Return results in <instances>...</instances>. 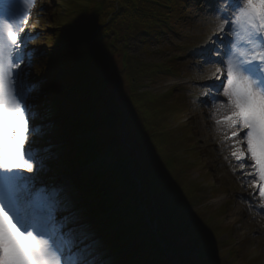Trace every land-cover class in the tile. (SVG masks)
I'll return each mask as SVG.
<instances>
[{
    "label": "rangeland",
    "instance_id": "obj_1",
    "mask_svg": "<svg viewBox=\"0 0 264 264\" xmlns=\"http://www.w3.org/2000/svg\"><path fill=\"white\" fill-rule=\"evenodd\" d=\"M67 1L71 0H35V6L28 14V23L22 26L27 34H39L38 38L28 43L26 49L27 53L28 48L31 52L35 50L36 58L30 62V68L21 64V69H18L29 73V78L39 81L45 89L63 93L66 92V88L61 87L63 80L52 77V80L47 81L46 69L51 64L48 54L55 47L52 44L55 38L52 36L58 34L57 28L60 26L67 29L63 21L72 14L70 11L73 9ZM217 7L226 9L227 4L217 5L215 0H190L181 10L182 21L174 25L176 34L160 32V37H153L147 45L138 40L126 43L122 52L126 53L128 59L150 69H157L159 74L154 77L146 74L134 81L139 95H146L139 96V99L138 96L130 95L138 103L134 113L123 97L120 98V103L123 102L120 110L115 105L110 114L105 104L89 111L84 110L83 114L95 122L93 126L97 134L86 136V141L72 149L77 150V153L84 144H96L91 149L94 150L93 156L106 155L107 160L116 163L120 176L118 180H114L110 173H100V181L92 183L88 179L89 175L82 178L88 171L79 173L78 167L71 176L47 184L49 190L58 193L63 201L74 203L75 194L85 192L79 188L89 184L88 192L94 194V198H101L100 204L109 202L106 210L117 216L115 225L122 231L119 244L111 246L113 250L131 249L127 259L114 252L118 258L110 257L111 260L107 259L103 264H125L132 263V260L137 264L143 261L149 263V260L154 264H264V208L259 204L258 190L253 195V189L249 186L250 192L246 194L247 191L234 186L232 179L236 178L240 168L229 157L233 141L227 137L231 135L232 129L224 123L218 124L217 121L222 119L212 109L222 93L223 76L221 80H214L219 65L202 64L203 57L223 59L216 50L219 48L221 53L226 50L225 47L221 48L224 40L221 42L219 39L221 20L214 14ZM176 17L179 18L178 15ZM47 32L51 33V37L45 36ZM61 39L65 41L62 36L59 41ZM87 46L90 49V43ZM89 55L94 59L96 54L90 51ZM64 56V53H57V61L64 59ZM117 57L112 60L113 66L98 63V67L102 79H115L124 88L128 80L120 71L122 58ZM125 60L127 63V58ZM91 81L95 79L87 83L78 80V83L86 86ZM115 81L111 82V86L116 88ZM73 91L68 90L69 95L73 96ZM34 95L38 113L35 123L42 131L37 144L43 139L40 142L44 143L45 147L42 148L48 154L53 140L45 137L51 127L59 128V122L65 123V117L73 112L78 115L79 111L67 107L59 116L55 113L46 118L39 109L43 94ZM114 110L118 111V117L112 120L110 116ZM55 122L58 125H53ZM143 124L147 138L136 132V127ZM86 154L87 151L78 161L91 160L86 158L90 154ZM107 160L103 157L98 162L82 166L103 165L117 172L115 164L110 166ZM42 171L49 172L50 169L45 166ZM153 174L158 183L168 188V194L164 191L161 198H158V187L152 185ZM40 177L39 174L35 185L37 188L45 185L41 183ZM102 184L105 185L104 191L95 187ZM127 187L131 189L132 199L128 192L129 198L126 204H122L119 197L128 190ZM160 191L163 192L162 187ZM169 196L174 199V207L183 206L180 219L187 227L184 236L175 235L174 232L172 235L170 229L173 228L166 222L169 218L160 220L158 216L159 212H163L161 199ZM133 201L137 213L143 215L139 217L148 218L152 224L151 229L147 227V238L143 239L141 232L136 235L126 230L129 221L121 213ZM251 203L255 208L251 207ZM71 208L69 206L68 211ZM233 215L235 220L231 221ZM73 226L79 227V224L73 223L65 227V231L73 230L74 234L86 232L78 228L76 230ZM158 231L159 240L152 241L151 235ZM107 245L110 247L109 242ZM102 257L107 256H99V259Z\"/></svg>",
    "mask_w": 264,
    "mask_h": 264
},
{
    "label": "snow or ice",
    "instance_id": "obj_2",
    "mask_svg": "<svg viewBox=\"0 0 264 264\" xmlns=\"http://www.w3.org/2000/svg\"><path fill=\"white\" fill-rule=\"evenodd\" d=\"M215 2L227 4L214 14L221 20L219 39L231 45L227 53L216 50L223 59L205 60L219 65L214 80L226 77L221 107L229 114L217 123L232 129L231 156L241 175L252 177L264 208V0ZM34 6L35 0H0V264H100L94 238L86 243L88 233L65 231L69 217L57 220L59 194L35 186L47 154L37 146L42 131L34 82L18 71L21 64L31 67L26 49L39 35L22 26Z\"/></svg>",
    "mask_w": 264,
    "mask_h": 264
},
{
    "label": "trees",
    "instance_id": "obj_3",
    "mask_svg": "<svg viewBox=\"0 0 264 264\" xmlns=\"http://www.w3.org/2000/svg\"><path fill=\"white\" fill-rule=\"evenodd\" d=\"M190 0H71L67 1V4L72 7L70 13L67 18L63 21V25L66 24V30L59 29L53 38L55 40L52 41L54 49L48 55L50 56V65L49 69H46L47 73H50L53 70H56L59 67H62L68 73L69 76L66 77L65 88L66 91L70 89H74L73 92L75 94L72 96L74 100H72L71 104L69 103V107L76 109L79 111L78 117L74 120L73 125H65L58 129L62 132H68L67 129L74 128L75 130H83L90 124H93L94 121L90 120V117L83 114L84 110H92L96 108V103L101 102L105 104L108 113L116 108L120 110V106H123V102L120 103V98L123 97L126 103H128L131 110L138 103L134 102L133 98L130 96H138V99L142 97L136 90V86L133 84L134 81L143 75H159L157 69H150L144 65H140L135 63L134 60L128 59L126 53L122 52L123 47L126 46V43L138 40L141 44L147 45L151 39H155V37H160L162 34H176L175 23L179 20L182 21L181 10L184 8L185 3ZM179 16V18L176 17ZM181 16V17H180ZM60 25V24H59ZM58 25V26H59ZM97 32L95 40H93L92 44L99 45L101 49L102 56H98L95 59H91L89 57V49L87 44L90 43L91 37L90 34ZM161 32V33H160ZM159 34V35H158ZM51 37V33L47 32L45 36ZM62 36L64 40L60 37ZM163 36V35H162ZM60 44V45H59ZM62 44H67L68 47L63 49L61 53H64V59L57 61L56 55L58 52V47ZM124 51V50H123ZM42 55V53H40ZM118 56V57H117ZM127 58V63L125 60V69L121 70L123 76L128 80L125 83V87L123 88V84L116 83V88L111 86V83L108 81L104 82L103 79L100 78V71L98 67V62H102L105 66H113L112 60L114 58ZM85 59V60H84ZM146 68V69H145ZM146 71H143V70ZM171 72V69L168 71ZM121 74V75H122ZM95 79L90 85L89 88L84 87L82 84L78 83V80L87 83L90 79ZM97 78H100L97 79ZM82 82V83H83ZM112 82V81H111ZM141 85V84H139ZM129 87V88H128ZM126 88V90H125ZM131 88V89H130ZM98 92V93H97ZM140 96V97H139ZM92 104V105H91ZM91 105V106H90ZM148 114V113H146ZM118 111L114 110L110 118L112 120L117 119ZM61 126V124H59ZM139 125L138 130L136 128V132L139 133L140 136L146 137L144 132V126ZM58 129L51 128L50 132L52 135L58 134ZM143 133V134H142ZM142 134V135H141ZM147 138V137H146ZM96 144H84L83 147L80 148V151L76 153L77 150L70 148L67 154V169L69 172L73 171L78 164L80 158H82L85 151L92 152L93 148H95ZM74 154H78L77 157L72 158ZM100 173H111L103 168L97 169L88 179L92 181V183L97 182L99 179ZM154 182L152 185L158 187L159 196L161 198L162 193L166 191L167 186L165 184L158 183L153 174ZM98 183H96L97 185ZM100 191H104L105 185L96 186ZM162 187V191L161 190ZM86 194H89L88 188L89 184L83 185L81 187ZM127 191L123 192L119 197L120 202L122 204H126L129 193L130 198L132 199L131 189L127 187ZM116 189H113V191ZM117 191V190H116ZM129 192V193H128ZM171 192V191H169ZM101 200V199H100ZM97 202L94 210H90L91 214L86 221H91V218L94 216H100L102 214L110 213L109 220L110 222H116V215H113L111 211L106 210L108 208V203L100 204ZM173 197L169 196L168 198L161 199L160 206L163 208V212H159L158 216H160V220L169 218L166 220L167 224L171 225L174 229L175 235L184 236L187 227L184 222L181 221L180 215L183 213L182 207L178 206V208L174 207ZM136 208L134 205V201L128 204V208L124 209V212L121 213L124 219H127L128 226L126 230H131L133 234L143 233V239L147 238V227L144 224L143 218H141V214L136 212ZM120 214V212H119ZM141 216V217H139ZM160 236V235H159ZM107 242L110 243L109 239ZM117 239L114 238L113 241ZM152 241H157V238L154 235H151ZM111 244V243H110ZM107 246V244H106ZM157 261V260H154ZM137 264L132 260L130 264ZM141 264H154V263H146V261L141 262ZM198 264H215V263H198Z\"/></svg>",
    "mask_w": 264,
    "mask_h": 264
},
{
    "label": "bare ground",
    "instance_id": "obj_4",
    "mask_svg": "<svg viewBox=\"0 0 264 264\" xmlns=\"http://www.w3.org/2000/svg\"><path fill=\"white\" fill-rule=\"evenodd\" d=\"M230 15H231V13H230ZM205 60H206V58L203 57L202 64H204V65H205ZM222 80L224 81V83H226V77L225 76H223ZM221 90H222V93H220L221 94V95H219L220 97L217 100H215V103L213 104L212 109H213V111L216 112V115L223 120L224 117L226 115H228L229 113H228L226 108L221 107V103H223L224 105H226V103H227V98L223 95V88L222 87H221ZM229 157L231 159H233V162L236 161L231 155ZM236 163H237V161H236ZM249 163H250V161H249ZM237 165H238V163H237ZM243 171L245 173H248V172H251L252 169L251 168H245ZM237 176H239L240 178L238 179ZM237 176L235 179H232L234 186L235 187H241V189L244 191H247L246 194H248L250 192V190H248V187L251 186L250 181H251L252 177L241 175V172H239L237 174ZM245 180H248V181L245 182ZM258 201H259V204H261L259 198H258ZM251 204H252L251 207L255 208V205L253 203H251ZM230 219H231V221L235 220V215H233V217Z\"/></svg>",
    "mask_w": 264,
    "mask_h": 264
}]
</instances>
